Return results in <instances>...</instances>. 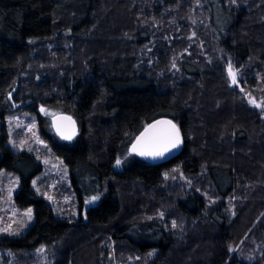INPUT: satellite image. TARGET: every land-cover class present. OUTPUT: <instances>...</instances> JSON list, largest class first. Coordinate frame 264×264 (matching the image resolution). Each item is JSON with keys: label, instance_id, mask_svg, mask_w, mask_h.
I'll list each match as a JSON object with an SVG mask.
<instances>
[{"label": "trees", "instance_id": "16d2710c", "mask_svg": "<svg viewBox=\"0 0 264 264\" xmlns=\"http://www.w3.org/2000/svg\"><path fill=\"white\" fill-rule=\"evenodd\" d=\"M247 94L264 102V0H0V178L34 213L0 245L54 250L50 264H264V108ZM43 107L78 136L59 140ZM14 114L36 116L67 167V215L36 191V153L9 145ZM160 117L183 144L151 164L129 147Z\"/></svg>", "mask_w": 264, "mask_h": 264}, {"label": "rangeland", "instance_id": "374dc122", "mask_svg": "<svg viewBox=\"0 0 264 264\" xmlns=\"http://www.w3.org/2000/svg\"><path fill=\"white\" fill-rule=\"evenodd\" d=\"M223 54H220L222 56ZM227 66L229 62L232 64L233 69L238 72V69L241 64V57H232L231 55H226ZM248 99L253 98L252 95L247 94ZM257 102V101H256ZM258 103V102H257ZM50 113H59L58 111L49 110L43 107ZM40 114L43 118L47 120H51V115H46L40 109ZM8 137H9V145L14 149V151L26 150L36 153L38 160L43 165V172L36 177L35 179V189H39L38 194L46 197L48 202L53 206L55 211H59L62 215H67L68 211H70L71 203H72V195L69 191V172L65 164L61 159L55 156L52 147L48 143V141L44 138L39 121L36 116L31 114H14L12 117H8ZM35 124V128L32 131H29V127ZM35 133V136H33ZM39 141L43 143H38ZM26 141L23 146L22 142ZM47 161V163H45ZM0 228H3L5 224L12 223L13 229L17 231L19 234L23 232H27L31 224L33 223L34 213L33 207H29L32 209V219L29 221L27 217L21 215L27 209H20L15 204V193L20 189V181L18 177H15L12 174H9L7 171L2 170L1 178H0ZM9 190H11V199H9ZM51 196L52 199L49 200L48 197ZM67 198V199H66ZM99 200L93 201L90 204H86L87 206L96 205ZM65 207H68L67 210H64ZM13 212L16 213L13 216ZM67 213V214H66ZM74 215L78 216L79 210L77 207H74L73 210ZM13 221H20L23 223V227L21 223H13ZM20 227V228H19ZM18 234V235H19ZM0 236H15L10 235L6 232H0ZM43 251L37 250L33 255H31L32 259L38 262H34L31 264H50L54 257V250L46 251L45 248H42ZM11 247L0 245V264H29L32 261L30 259L28 253H21L14 255L11 253Z\"/></svg>", "mask_w": 264, "mask_h": 264}, {"label": "snow or ice", "instance_id": "6c2138e0", "mask_svg": "<svg viewBox=\"0 0 264 264\" xmlns=\"http://www.w3.org/2000/svg\"><path fill=\"white\" fill-rule=\"evenodd\" d=\"M231 2L235 4L236 0H231ZM227 71L232 84H237L238 73L233 69L230 62ZM249 103L257 108H264V102L257 103L254 98H249ZM41 111L46 115L52 116L53 126L56 128L57 134L60 135L62 139L71 140L76 135L75 121H73L70 116L50 113L44 108H41ZM33 128H35V124L31 125L28 130L32 131ZM33 136H35V133H33ZM36 139L38 143H43L38 140V137ZM24 143L27 142H22L21 146H23ZM181 143L180 130L177 125L170 120H159L145 127L144 131L136 138L135 143H133L131 151L142 157H151L153 159L163 158L166 153L171 152L172 149L178 148ZM29 151H31V149H29ZM45 163H47V161H45ZM119 163L120 160L118 159L117 164ZM165 176L167 178V174H165ZM33 183L35 185V182ZM37 191H39V189H37ZM98 198L99 197L97 196H93L91 200L85 201V203L90 204ZM9 199H11V190H9ZM48 199L51 200L52 197L49 196ZM15 215L16 213L13 212V216ZM21 215L27 217L30 221L32 219V209H27L21 213ZM161 215L163 214L161 213ZM13 223H21V226H24L20 221H13ZM172 226L177 227L175 221L172 222ZM0 232H6L10 235L19 234L13 229L12 223L5 224L3 228H0ZM229 250L232 251L231 248ZM40 251H43V249H40Z\"/></svg>", "mask_w": 264, "mask_h": 264}, {"label": "water", "instance_id": "95a60500", "mask_svg": "<svg viewBox=\"0 0 264 264\" xmlns=\"http://www.w3.org/2000/svg\"><path fill=\"white\" fill-rule=\"evenodd\" d=\"M236 85H238V82H237ZM12 93H13V92H12ZM11 95H12V94H10L9 99H11ZM57 115L70 116V117L72 118V120L75 121L76 135H75L71 140H65V139H62L61 136L57 134L56 128L53 126V118L51 117L50 123H51V128H52L54 134L57 136V138H58L59 140H61V141H63V142H71V141H73V140L78 136V133H79V125H78L76 119H75L72 115H70V114H68V113H64V112H59V113H57ZM159 120H170V121H172L174 124H176L177 127H178L179 130H180V127L178 126V124H177L176 122H174L172 119L167 118V117H160V118H157V119H155V120L149 122L148 124H146V125L144 126V128L138 133V135L135 137V139H134L133 142L131 143V145H130V147H129V153H130L131 155H134V156L140 158L141 160L146 161V162L151 163V164H158V163H163V162H169V161L174 160V159L179 155V153H180V151H181V148H182V144H183L181 130H180V137H181V141H182V143L179 145L178 148L172 149L171 152L166 153L165 156H164L163 158H156V159H153V158H151V157H142V156L136 155L135 153H133V152L131 151L133 143H135L136 138H137V137H138V136L144 131L145 127H147L149 124L155 123L156 121H159Z\"/></svg>", "mask_w": 264, "mask_h": 264}]
</instances>
